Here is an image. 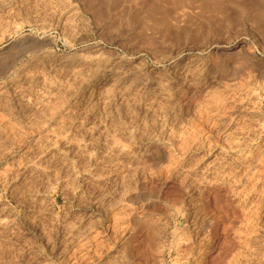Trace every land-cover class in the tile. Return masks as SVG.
I'll return each instance as SVG.
<instances>
[{
    "label": "rangeland",
    "instance_id": "1",
    "mask_svg": "<svg viewBox=\"0 0 264 264\" xmlns=\"http://www.w3.org/2000/svg\"><path fill=\"white\" fill-rule=\"evenodd\" d=\"M0 264H264V0H0Z\"/></svg>",
    "mask_w": 264,
    "mask_h": 264
},
{
    "label": "bare ground",
    "instance_id": "2",
    "mask_svg": "<svg viewBox=\"0 0 264 264\" xmlns=\"http://www.w3.org/2000/svg\"><path fill=\"white\" fill-rule=\"evenodd\" d=\"M80 38V37H79ZM38 64H39V62H38ZM27 66V65H26ZM79 66V65H78ZM87 68V67H86ZM121 68V67H120ZM56 69H57V67H56ZM102 69V68H101ZM111 69V68H110ZM7 70V69H6ZM87 70V69H86ZM55 71V70H54ZM109 72L111 71V70H108ZM136 71V70H135ZM29 72V71H28ZM42 72V71H41ZM133 73V72H132ZM187 73V72H186ZM27 74V73H26ZM105 74V73H104ZM13 75V74H12ZM110 75V74H109ZM189 75V74H188ZM32 76V75H31ZM71 76V75H70ZM108 76V75H107ZM112 76V75H111ZM70 78V77H69ZM28 79V78H27ZM45 79V78H44ZM92 79V78H91ZM42 81V80H41ZM49 81V80H48ZM117 81H119V79L117 80ZM137 81V80H136ZM120 82V81H119ZM40 83V82H39ZM49 83L47 82V85H48ZM123 84V83H122ZM155 85V84H154ZM180 85V84H179ZM51 86V85H50ZM49 86V87H50ZM114 86V85H113ZM122 86V85H121ZM149 87V86H148ZM173 88V87H172ZM52 89V88H51ZM88 89V88H87ZM132 89V88H131ZM134 89V88H133ZM140 89V88H139ZM144 89V88H143ZM44 90V89H43ZM36 91V90H35ZM39 92H40V90H38ZM44 92H45V90H44ZM133 92V91H132ZM35 93V92H34ZM249 93V92H248ZM133 94V93H132ZM142 94H143V92H142ZM4 95V94H3ZM25 95V94H24ZM41 95V94H40ZM152 95V94H151ZM123 96V95H122ZM159 96H161V95H159ZM28 97V96H27ZM143 97V96H142ZM151 98V97H150ZM257 99V98H256ZM27 100V99H26ZM30 100V99H29ZM154 100V99H153ZM252 100V99H251ZM251 102V101H250ZM42 106V105H41ZM33 108V107H32ZM38 135V134H37ZM123 135V134H122ZM136 136V135H135ZM137 139V138H136ZM63 141V140H62ZM66 141V140H65ZM112 143V142H111ZM50 144H51V142H50ZM102 145V144H101ZM74 146V145H73ZM163 146V145H162ZM91 147V146H90ZM76 149V148H75ZM54 150V149H53ZM166 151V150H165ZM155 153V152H154ZM29 154V153H28ZM152 154V153H151ZM75 155V154H74ZM81 155V154H80ZM118 155H120V154H118ZM122 155V154H121ZM120 155V156H121ZM153 155V154H152ZM35 156V155H34ZM34 156H33V158H34ZM32 157V156H31ZM153 157V156H152ZM151 157V158H152ZM155 158V157H154ZM160 158V157H159ZM159 158H157V159H159ZM164 158V157H163ZM162 158V159H163ZM47 159H48V157H47ZM106 159H108V158H106ZM147 159V158H146ZM149 159V158H148ZM153 159V158H152ZM151 159V160H152ZM164 161V160H163ZM32 162V161H31ZM35 162V161H34ZM140 162V161H139ZM155 162V161H154ZM37 164V163H36ZM84 164V163H83ZM106 164V163H105ZM124 164V163H123ZM113 166V165H112ZM110 167V166H109ZM118 168V167H117ZM93 171V170H92ZM114 171V170H113ZM47 172V171H46ZM10 173V172H9ZM98 174V173H97ZM28 176V175H27ZM31 181V180H30ZM18 183V182H17ZM44 187V186H43ZM42 187V188H43ZM28 188V187H27ZM26 189V188H25ZM22 191V190H21ZM147 191H149V190H147ZM146 191V192H147ZM140 192V191H139ZM145 192V191H144ZM141 193V192H140ZM29 195V194H28ZM34 195V194H33ZM145 195V194H144ZM135 196V195H134ZM139 196V195H138ZM28 200V199H27ZM48 201V200H47ZM44 209V208H43ZM93 211V210H92ZM85 224V223H84ZM4 228H6V227H4Z\"/></svg>",
    "mask_w": 264,
    "mask_h": 264
}]
</instances>
